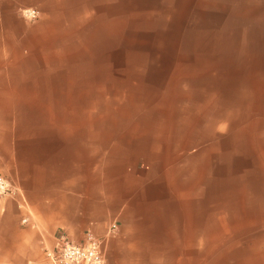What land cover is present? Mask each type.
<instances>
[{
	"label": "rangeland",
	"instance_id": "rangeland-1",
	"mask_svg": "<svg viewBox=\"0 0 264 264\" xmlns=\"http://www.w3.org/2000/svg\"><path fill=\"white\" fill-rule=\"evenodd\" d=\"M0 107L182 186L185 223L158 253L264 264V0L16 6L0 23Z\"/></svg>",
	"mask_w": 264,
	"mask_h": 264
},
{
	"label": "crops",
	"instance_id": "crops-1",
	"mask_svg": "<svg viewBox=\"0 0 264 264\" xmlns=\"http://www.w3.org/2000/svg\"><path fill=\"white\" fill-rule=\"evenodd\" d=\"M30 1L0 0V23L8 25L14 8ZM1 113L7 132L0 172L16 184L27 207L0 199V264H49L44 250L60 232L74 243L86 232L103 238L106 264L183 263L181 256L152 249L175 245L168 236L186 220L182 186L176 191L160 181L138 157L112 161L109 151L89 149L77 133L55 124L18 127L14 111ZM114 223L117 231L109 235Z\"/></svg>",
	"mask_w": 264,
	"mask_h": 264
},
{
	"label": "built area",
	"instance_id": "built-area-1",
	"mask_svg": "<svg viewBox=\"0 0 264 264\" xmlns=\"http://www.w3.org/2000/svg\"><path fill=\"white\" fill-rule=\"evenodd\" d=\"M28 16H35L34 11H26ZM18 199L19 207L26 209V203L19 188L8 178L0 174V199ZM28 218L22 219V224H27ZM117 224H111L108 234L112 235L117 231ZM104 239L97 238L86 232L81 243H74L60 232L52 248L44 250L45 257L49 264H106L104 252Z\"/></svg>",
	"mask_w": 264,
	"mask_h": 264
}]
</instances>
